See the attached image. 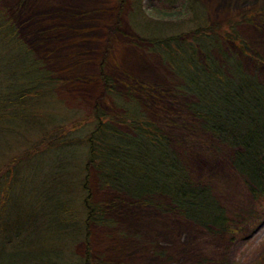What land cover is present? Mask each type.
Returning a JSON list of instances; mask_svg holds the SVG:
<instances>
[{
	"label": "rangeland",
	"instance_id": "374dc122",
	"mask_svg": "<svg viewBox=\"0 0 264 264\" xmlns=\"http://www.w3.org/2000/svg\"><path fill=\"white\" fill-rule=\"evenodd\" d=\"M199 1L205 6L212 29L249 10L257 11L236 28L252 53H238L232 45L228 48L237 54L244 70L256 75L264 86V61L260 59L264 60V0ZM0 8L6 10L25 44L63 81L52 101H42L16 119L1 122L9 133L13 127L20 136L11 134L13 142L5 144L9 133L4 130L0 134V143L5 145L0 176L9 169L11 160L45 135L53 139V149L45 148L42 157L21 165L16 176L10 177L8 170V176L0 177V196L3 183L12 188L1 204L2 222L10 220L16 225L29 221L39 226L33 237L18 233L8 236V248L0 252L17 249L22 260L25 253L19 250L23 248L33 254L40 252L50 261L54 250L63 247L60 239L65 238L74 256L83 255L89 248L93 256L113 264H264L262 206L232 168V151L215 141L189 113L184 99L174 91L177 81L160 58L134 42V26L141 17L153 23H178L186 17L183 5H168L164 0H0ZM134 9L140 14L136 15ZM154 29L146 24L144 33L151 35ZM100 73L112 79L113 93L132 94L147 118L170 136L190 179L210 187L234 234H211L166 212L162 200L161 207H156L101 190L95 170L83 171L85 140L95 129L94 112L102 111L110 117L115 112L107 98L112 92L105 94ZM27 122L35 128L27 130ZM119 130L127 132L124 126ZM69 134L77 145H60ZM58 174L68 186L52 187L51 179ZM27 179L30 183H25ZM82 185L87 187L90 202L110 222L106 227L91 225L85 237L81 232L70 234L67 237L73 239L69 241L63 237L53 196L56 191L69 192L63 204L68 206L72 201V209L83 215L80 202L86 192ZM33 241L38 242L35 247H31ZM39 244L43 247L37 249ZM8 260L12 264L10 256L0 259V264Z\"/></svg>",
	"mask_w": 264,
	"mask_h": 264
},
{
	"label": "trees",
	"instance_id": "16d2710c",
	"mask_svg": "<svg viewBox=\"0 0 264 264\" xmlns=\"http://www.w3.org/2000/svg\"><path fill=\"white\" fill-rule=\"evenodd\" d=\"M164 3L183 5L185 19L165 24L153 23L141 17L134 26V42L160 58L177 81L174 91L184 99L189 113L215 141L232 151V168L243 179L250 195L260 201L264 214V86L256 75L244 70L237 54L228 48L232 45L238 53H252L236 28L240 23L249 21L257 11L249 10L212 29L205 6L199 0H164ZM134 11L136 15L140 14L138 9ZM146 24L155 28L151 35L144 33ZM100 76L105 94L112 92L107 98L115 112L111 117L102 111L94 112L95 129L85 140L86 163L83 164V171L95 170L97 186L101 190L156 207H161L162 200L166 202L163 206L166 212L211 234H234V227L213 197L210 187L190 179L185 162L175 150L170 136L147 118L137 98L132 94L127 95L129 92L113 93L112 79L103 73ZM62 85L63 81L25 44L6 10L0 8V134L8 129L1 122L16 119L20 113L33 110L42 101H52L53 93L59 91ZM123 126L127 128L125 133L119 130ZM26 128L34 129L35 126H28L27 122ZM11 129V133L7 131L9 134L5 144L13 142L11 134L20 136L13 127ZM78 130L80 128L75 132ZM47 136L11 160L9 169L3 168L2 176H8V170L12 173L10 177L16 176L21 165L35 157H42L45 148L52 151L53 139ZM63 143L77 145L70 134L60 145ZM0 144L1 163L5 156V145ZM38 144L44 145L38 148ZM50 183L58 189L68 186L62 181V174L54 175ZM4 184L0 196L1 216V204L8 199L12 190ZM82 188L86 192V185H82ZM68 196L69 192L65 194L63 190L60 194L56 191L53 196L61 215L59 225L63 237L79 232L85 237L91 225L109 226L110 221L90 202L87 192L80 202L83 215L72 209V201L68 206L63 204ZM6 221L2 222L0 218L2 251L8 248V236L18 233L33 237L38 233L39 226L31 224L33 222L13 225L10 220L8 223ZM72 239L67 237L69 241ZM60 241H63V247L54 250L50 261L41 257L40 252L33 254L23 248L19 250L25 253L21 256L22 260L18 250L12 248L9 252H0V259L10 256L12 264H113L99 255L93 256L89 248L83 255L74 256L70 253L68 242H64L66 239L61 238ZM35 243L38 242L33 241L31 247H35ZM41 247L43 245L39 244L37 249ZM6 264H11V261H6Z\"/></svg>",
	"mask_w": 264,
	"mask_h": 264
}]
</instances>
